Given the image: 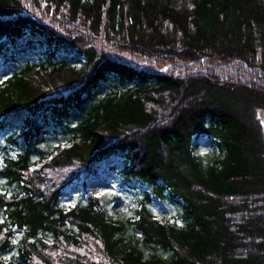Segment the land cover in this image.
Masks as SVG:
<instances>
[{
    "label": "trees",
    "instance_id": "obj_1",
    "mask_svg": "<svg viewBox=\"0 0 264 264\" xmlns=\"http://www.w3.org/2000/svg\"><path fill=\"white\" fill-rule=\"evenodd\" d=\"M23 39L45 57L16 60ZM8 60L4 264H264V0H0ZM201 135L218 150L206 162ZM112 156L145 185L134 214L92 195L64 208L63 189Z\"/></svg>",
    "mask_w": 264,
    "mask_h": 264
},
{
    "label": "rangeland",
    "instance_id": "obj_2",
    "mask_svg": "<svg viewBox=\"0 0 264 264\" xmlns=\"http://www.w3.org/2000/svg\"><path fill=\"white\" fill-rule=\"evenodd\" d=\"M17 48L13 55L16 60H42L45 49L37 46L36 42L28 44L25 39L17 42ZM43 54V55H42ZM60 55V54H59ZM62 55V54H61ZM69 63L74 68L80 66L81 58L68 56ZM11 60L7 62L0 61V85L11 72ZM2 81V82H1ZM24 112V111H23ZM19 117L13 119V124L17 126L20 122ZM264 122V117H263ZM264 126V124H263ZM50 141H53L51 139ZM62 145L67 146L68 143L64 142ZM192 146L194 148V154L200 157L201 160L206 162L208 159L214 158L218 154L214 140L207 135H201L192 139ZM14 152L10 151V156L13 157ZM122 159L119 156H112L101 160L94 164L89 172L81 173L78 179L73 180L63 189V195L61 197V203L64 208L75 205L78 201L83 200L87 195H92L104 199H110L108 205V211L114 216L130 215L134 214V209L138 208L142 192L146 190L145 185L135 182L133 186H129L121 181L119 170L122 168ZM12 187H9V192H12ZM150 208L155 216L161 222L180 223L176 218V208L178 206L172 204L169 201L158 200L152 197L150 202ZM1 221V214H0ZM61 228H68L67 223H60ZM20 233H17L19 236ZM9 253L2 254L1 260L3 264L8 260ZM14 264H25L22 262H15Z\"/></svg>",
    "mask_w": 264,
    "mask_h": 264
}]
</instances>
